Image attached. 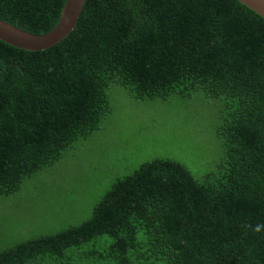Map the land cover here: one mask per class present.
Instances as JSON below:
<instances>
[{
  "label": "trees",
  "instance_id": "obj_1",
  "mask_svg": "<svg viewBox=\"0 0 264 264\" xmlns=\"http://www.w3.org/2000/svg\"><path fill=\"white\" fill-rule=\"evenodd\" d=\"M65 1L0 0V20L44 36ZM111 87L219 105L223 160L202 180L146 163L89 219L2 249L0 264H264V19L236 0H86L52 49L0 41V196L101 131Z\"/></svg>",
  "mask_w": 264,
  "mask_h": 264
},
{
  "label": "rangeland",
  "instance_id": "obj_2",
  "mask_svg": "<svg viewBox=\"0 0 264 264\" xmlns=\"http://www.w3.org/2000/svg\"><path fill=\"white\" fill-rule=\"evenodd\" d=\"M112 113L88 141L67 152L51 173L27 180L21 191L0 196V251L57 233L90 218L116 180L156 159L182 164L196 179L224 158L216 135L219 105L200 97L139 103L111 87Z\"/></svg>",
  "mask_w": 264,
  "mask_h": 264
},
{
  "label": "water",
  "instance_id": "obj_3",
  "mask_svg": "<svg viewBox=\"0 0 264 264\" xmlns=\"http://www.w3.org/2000/svg\"><path fill=\"white\" fill-rule=\"evenodd\" d=\"M264 19V0H236ZM86 0H66L56 26L47 35L38 36L0 20V41L23 52H45L61 44L75 30Z\"/></svg>",
  "mask_w": 264,
  "mask_h": 264
},
{
  "label": "clouds",
  "instance_id": "obj_4",
  "mask_svg": "<svg viewBox=\"0 0 264 264\" xmlns=\"http://www.w3.org/2000/svg\"><path fill=\"white\" fill-rule=\"evenodd\" d=\"M257 230H259V229H257Z\"/></svg>",
  "mask_w": 264,
  "mask_h": 264
}]
</instances>
